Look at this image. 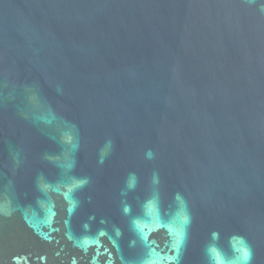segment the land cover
Wrapping results in <instances>:
<instances>
[{
    "label": "water",
    "instance_id": "1",
    "mask_svg": "<svg viewBox=\"0 0 264 264\" xmlns=\"http://www.w3.org/2000/svg\"><path fill=\"white\" fill-rule=\"evenodd\" d=\"M0 264H264V0H0Z\"/></svg>",
    "mask_w": 264,
    "mask_h": 264
},
{
    "label": "snow or ice",
    "instance_id": "2",
    "mask_svg": "<svg viewBox=\"0 0 264 264\" xmlns=\"http://www.w3.org/2000/svg\"><path fill=\"white\" fill-rule=\"evenodd\" d=\"M245 258H247V253H245Z\"/></svg>",
    "mask_w": 264,
    "mask_h": 264
}]
</instances>
